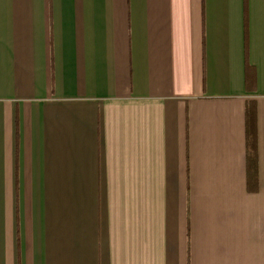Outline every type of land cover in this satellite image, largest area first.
Listing matches in <instances>:
<instances>
[{
	"label": "crops",
	"instance_id": "obj_1",
	"mask_svg": "<svg viewBox=\"0 0 264 264\" xmlns=\"http://www.w3.org/2000/svg\"><path fill=\"white\" fill-rule=\"evenodd\" d=\"M0 264H264V0H0Z\"/></svg>",
	"mask_w": 264,
	"mask_h": 264
}]
</instances>
